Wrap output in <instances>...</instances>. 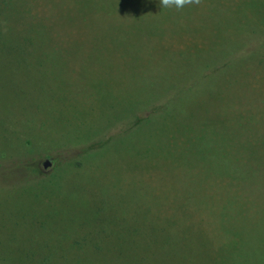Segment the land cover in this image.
<instances>
[{"label": "rangeland", "instance_id": "obj_1", "mask_svg": "<svg viewBox=\"0 0 264 264\" xmlns=\"http://www.w3.org/2000/svg\"><path fill=\"white\" fill-rule=\"evenodd\" d=\"M11 4L47 57L0 45V264H264V0Z\"/></svg>", "mask_w": 264, "mask_h": 264}, {"label": "trees", "instance_id": "obj_2", "mask_svg": "<svg viewBox=\"0 0 264 264\" xmlns=\"http://www.w3.org/2000/svg\"><path fill=\"white\" fill-rule=\"evenodd\" d=\"M22 13H18L17 11L12 9L11 0H0V22L3 20H7L5 24L6 29L2 27V23L0 24V45L4 46L2 43L5 42L8 46H16V56L21 59L23 65L26 62H33L35 70H40L42 64L39 63V59L46 58L47 56L37 57L32 54L33 49L29 48L32 45H40L44 43V36L42 32L37 28V24H35L31 20L30 13L27 9H23L18 7ZM31 24H33L31 26ZM4 31L2 32L1 31ZM6 34V36H4ZM53 56V55H52ZM36 58V59H35ZM42 60V59H41ZM3 68H7V71H4ZM15 68H18L16 64L13 63L12 56L7 51H2L0 49V76L1 77H18L21 73L15 71ZM34 70V71H35ZM33 71V72H34ZM35 73V72H34ZM37 73V72H36ZM24 75V74H22ZM38 78V77H37ZM36 78V80H37ZM3 80V78H0ZM5 80V79H4ZM39 81V79H38ZM5 118V117H4ZM3 133L8 130L7 123L2 127ZM7 163V161H5ZM43 165V161H42ZM13 168H18L22 171L21 176L23 179L21 181H25L29 177H37V174L40 170L38 161L28 162V163H21V164H13L11 165ZM24 176L26 178H24ZM36 211L39 216L43 218H52L49 216L48 211L44 209L43 206H37ZM46 211L47 215H43V212ZM127 228H125L126 230ZM117 257V256H116ZM73 262L77 263L82 257H73ZM60 260L59 257L54 256L51 259L48 257L42 258L41 264H50V262ZM73 263V264H74ZM63 264V263H62Z\"/></svg>", "mask_w": 264, "mask_h": 264}, {"label": "clouds", "instance_id": "obj_3", "mask_svg": "<svg viewBox=\"0 0 264 264\" xmlns=\"http://www.w3.org/2000/svg\"><path fill=\"white\" fill-rule=\"evenodd\" d=\"M160 7L163 9H183L192 5H200L201 0H159Z\"/></svg>", "mask_w": 264, "mask_h": 264}, {"label": "water", "instance_id": "obj_4", "mask_svg": "<svg viewBox=\"0 0 264 264\" xmlns=\"http://www.w3.org/2000/svg\"><path fill=\"white\" fill-rule=\"evenodd\" d=\"M50 164H51V161H50V159H44V161H43V167L44 168H47L48 166H50Z\"/></svg>", "mask_w": 264, "mask_h": 264}]
</instances>
